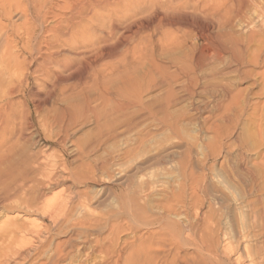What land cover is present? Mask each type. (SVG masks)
<instances>
[{"label":"bare ground","instance_id":"6f19581e","mask_svg":"<svg viewBox=\"0 0 264 264\" xmlns=\"http://www.w3.org/2000/svg\"><path fill=\"white\" fill-rule=\"evenodd\" d=\"M225 2L229 11L214 0H0V19L21 20L0 22V264H23L45 245L50 233L46 221L54 226L66 211V198L56 191L64 181L106 190L114 177L109 170L118 164L89 159L111 140L141 134L143 145L162 133L176 139L181 125L188 123L203 132V160L231 158L227 142L235 138L237 114L245 100L221 81L220 74L228 69L246 78L248 65L264 63V0ZM144 30L151 33L141 37ZM254 42L262 47L247 58L245 52ZM118 63L122 69L113 73ZM36 79L46 85L44 92L35 87ZM57 95L60 104L41 114V105ZM88 125L90 140L70 142ZM30 132L37 144L41 135L69 144V151L78 153L84 164L77 171L67 170L44 141L36 151L18 146ZM172 143L152 160L153 165L174 169L163 178L174 187L153 213L141 200L162 184V177H153L145 189L133 193L126 176L119 178L118 192L106 198L112 207L107 218L77 196L70 229L86 237L98 233L104 219H117L130 229H146L147 238L160 234L185 245L197 236L210 258L231 251L226 238L221 247L216 245L215 234L203 223L206 211L195 207L193 217L183 213L187 200L196 203L205 193V177L193 171L189 146L179 149L181 139ZM234 155L229 165L235 166L223 174L243 191L233 192L214 174L212 180L225 189V194H213L214 200L221 208L234 205L246 211L254 223L262 220V213L251 199L252 170L243 154ZM133 177L144 178L137 172ZM262 239L259 234H240L237 246L250 249L248 264H264ZM67 254L56 250L51 264H61ZM39 261L32 264H46Z\"/></svg>","mask_w":264,"mask_h":264},{"label":"rangeland","instance_id":"374dc122","mask_svg":"<svg viewBox=\"0 0 264 264\" xmlns=\"http://www.w3.org/2000/svg\"><path fill=\"white\" fill-rule=\"evenodd\" d=\"M214 3L218 4L221 10L229 9L225 0H214ZM261 4L263 8L264 2H261ZM1 21L8 25L21 22V20H15L14 18L9 20L0 19ZM149 33L151 32L144 30V33L141 31L139 34L141 37H146ZM261 47L259 42L252 43L245 52L246 57H253ZM112 68H114L113 73H116L122 69V65L118 63ZM246 69L250 70L246 78L243 75L237 76L236 73H228V69H223L220 74L221 81L232 86L235 90L240 91V99L245 100V103H242V109L237 110L235 141L233 140L232 143H229L231 142L229 140L227 142V150L231 153V161L234 162V159L237 157L234 155L235 153H240L246 159L248 167H251L250 169L253 174L251 178L252 182H249V187L253 184L250 188L252 194L251 199H255L256 206L262 213V220H255L253 223L250 221L249 213H246V211L240 212L237 206L230 205L228 208H221L220 205H217L218 203L214 200V195L225 194V189H223V186H217L212 180L214 174H219V177H222L221 179L224 181L223 184L225 186H231L233 192L241 194L243 191V188H239L237 184L230 185L231 179L226 178L223 174L224 171H231L235 163L234 165H229L230 159L222 156L203 160L204 151L199 145L200 137L203 135L202 130H195V125L193 124L183 123L180 128V134L176 139L169 134L162 133V135H155L149 142L142 145L140 143L141 134H133L127 141L124 136L120 137L121 139L116 138L102 146L98 151L92 153L89 159L91 163L104 162L111 164L112 162L116 165L118 164L113 167L114 170H109V173L112 172L111 174H114L113 179L105 184L106 190L101 191H95L100 187L92 186L90 183L73 184L69 180L64 181V185L57 188L56 191L63 193L64 198L61 196L63 199L66 198V211L64 210L65 213H62L60 219L54 226L50 225L49 221H46L50 233H48L49 236L47 237L45 245L40 249L41 252L38 250L32 258L23 264L37 263L39 260V262L51 264L55 259V251L58 249L68 253L66 260L62 261L61 264H220L221 262V264H234V261L235 264H242L245 261V264H248L249 257L247 256H250V254H246V252L250 249L247 248L246 251L240 245L237 246V240L240 234L244 235L245 232V234L252 235L253 233L259 234L261 239L264 238V63L259 67L248 65ZM42 84L43 82L40 79H36L35 87L44 92L46 85ZM59 98L60 95H57L48 104L41 105L40 113L48 114L54 106L56 107L60 104ZM18 101L19 99H16V107L19 105L17 104ZM91 127L88 125L80 130L77 129L78 131L70 138V142L81 143L90 140V136L92 137V134H90L92 132ZM154 134L157 133L154 132ZM34 135L32 132L28 133V138L25 137L17 141L18 146L36 151L44 141L43 143H48L51 147V152L58 162H60V165L63 163L62 165L67 170L71 172L77 171L84 164L78 153L74 154L69 151V144H66L67 146L65 144H63L64 146L59 145L60 143L54 142L53 138L41 135V140L38 145L34 143ZM36 139H38V136ZM179 139H181V143L178 145L179 147L181 146L179 149L184 145H188L190 148V159L193 171L197 175H203L205 177V193L199 194V199L196 203L187 200L182 211L185 215L192 217L195 207H200L204 212L206 211L207 216L203 217L204 222L203 220L202 222L209 226L213 235L215 234L214 239L217 241L216 245L221 247L223 244L222 240L226 238L230 244L231 251L223 252L224 254L220 252L221 254H218L217 258H210L208 253L203 252L197 244V236L189 237V241L185 245H180L182 242L179 243V241L173 242L171 239H164L160 234L147 238L148 232H146V229H130L129 226L122 224L120 220L113 218V220L109 218V222L104 219L102 221V229L98 233H92L91 231L86 237L83 235L82 237L75 229H70L73 214H75V199H78V197L88 199L95 213L99 215L103 214V217L107 218V214H109V210L112 207L106 198L107 196L113 197L114 193L118 192L119 185L117 182L119 178H125L126 176L128 177L126 181L127 189L133 193H139L142 189H145L153 177L157 175L162 177L160 180L162 184L157 187L158 189L156 188L157 190L150 191V194L141 200V204L145 205L150 213H153L159 202H162L174 187L173 181L169 179L163 180L165 176L174 174V169L166 164L153 165L152 160L164 151L171 142L176 144ZM50 142L51 144H49ZM135 172L143 174L144 178L140 180L134 178ZM176 208L179 207L176 206ZM106 221L109 224L108 226L105 224ZM111 223L120 224L124 228L122 230L111 228ZM253 225H255V228H252ZM149 244L151 245L150 247H148ZM237 251L240 253L238 262L236 261ZM240 260L242 261L240 262Z\"/></svg>","mask_w":264,"mask_h":264}]
</instances>
